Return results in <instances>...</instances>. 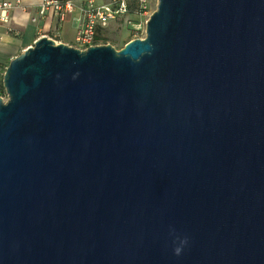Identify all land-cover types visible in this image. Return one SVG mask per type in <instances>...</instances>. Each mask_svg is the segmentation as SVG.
I'll use <instances>...</instances> for the list:
<instances>
[{
    "label": "water",
    "instance_id": "1",
    "mask_svg": "<svg viewBox=\"0 0 264 264\" xmlns=\"http://www.w3.org/2000/svg\"><path fill=\"white\" fill-rule=\"evenodd\" d=\"M3 86L0 264H264V0H158L121 49L43 35Z\"/></svg>",
    "mask_w": 264,
    "mask_h": 264
},
{
    "label": "crops",
    "instance_id": "2",
    "mask_svg": "<svg viewBox=\"0 0 264 264\" xmlns=\"http://www.w3.org/2000/svg\"><path fill=\"white\" fill-rule=\"evenodd\" d=\"M3 1L18 0H0V3ZM19 1L20 6L9 10L7 22L0 20V84H3V74L11 59L43 35L79 48L75 37L83 20L80 7L85 0H72L75 9L63 21L49 12L37 23L32 18L38 15L41 0Z\"/></svg>",
    "mask_w": 264,
    "mask_h": 264
},
{
    "label": "built area",
    "instance_id": "3",
    "mask_svg": "<svg viewBox=\"0 0 264 264\" xmlns=\"http://www.w3.org/2000/svg\"><path fill=\"white\" fill-rule=\"evenodd\" d=\"M137 4L135 12L131 11V3ZM20 6V1H3L0 3V20L7 22L9 10ZM72 0H41L38 15L33 17L34 22L46 18L49 12L64 20L67 15L75 9ZM148 0H108L98 3L97 0H85L80 7L83 15L81 26L76 34L75 43L80 49H87L90 46L105 44L101 33L106 30L111 20H127L128 17L144 13L148 14ZM150 15V14H149ZM0 96L6 99V91L3 84H0Z\"/></svg>",
    "mask_w": 264,
    "mask_h": 264
},
{
    "label": "rangeland",
    "instance_id": "4",
    "mask_svg": "<svg viewBox=\"0 0 264 264\" xmlns=\"http://www.w3.org/2000/svg\"><path fill=\"white\" fill-rule=\"evenodd\" d=\"M97 1L101 3L108 0ZM157 5L158 0H148V14H135L128 17L127 20H111L106 30L101 33L103 41L113 45L116 49H121L131 39L145 37L146 22L150 15L157 9Z\"/></svg>",
    "mask_w": 264,
    "mask_h": 264
},
{
    "label": "trees",
    "instance_id": "5",
    "mask_svg": "<svg viewBox=\"0 0 264 264\" xmlns=\"http://www.w3.org/2000/svg\"><path fill=\"white\" fill-rule=\"evenodd\" d=\"M130 7H131V11H132V12H135L136 9H137V4L133 1V2L131 3ZM102 40H103V38H102ZM103 42L105 43V41H103Z\"/></svg>",
    "mask_w": 264,
    "mask_h": 264
},
{
    "label": "clouds",
    "instance_id": "6",
    "mask_svg": "<svg viewBox=\"0 0 264 264\" xmlns=\"http://www.w3.org/2000/svg\"><path fill=\"white\" fill-rule=\"evenodd\" d=\"M179 252H180V249H176V254H179Z\"/></svg>",
    "mask_w": 264,
    "mask_h": 264
}]
</instances>
